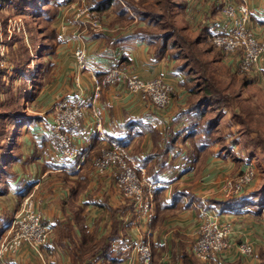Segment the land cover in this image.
<instances>
[{
    "label": "crops",
    "instance_id": "0c3cea01",
    "mask_svg": "<svg viewBox=\"0 0 264 264\" xmlns=\"http://www.w3.org/2000/svg\"><path fill=\"white\" fill-rule=\"evenodd\" d=\"M58 1L62 7L58 11L53 28L59 42L54 46L53 55L46 59L51 66L53 80L39 91L34 100H31V109L35 115L40 116V123H20L15 129L17 130L15 141L21 156L11 167L14 179L10 181L7 192L0 195L2 235L18 210L20 192L30 185L29 192L35 198L36 210L41 211L42 217L52 228L49 244L44 251L46 264H69L68 257L73 264H83L76 259L74 249V243L79 247L83 233L93 236L94 244L102 243L101 248L109 247L111 258L117 259V264L135 263L136 256L132 244L142 235L150 243L154 264H185V255L190 256L197 264H259V261H262V264L260 252H264L263 212L261 215L252 213L254 216L250 218L247 214H242L247 213V209L235 213L221 210L217 206V203L226 200L225 196L219 194L223 193L225 182L229 178L234 179L239 175L238 171L243 172L246 166L250 165L244 162L240 154L220 153L218 147H212L202 165L199 162L192 165L187 147L183 148L184 150L178 147L175 152L170 153L165 158V166L160 167L156 164L153 168L155 179L166 182L167 187L164 193L154 196V217L149 224L134 212L128 200L120 196L110 174L98 176L93 173V161L99 156L102 145L99 140L93 138L89 130L92 110L99 112L106 131L107 123L113 122L117 129V137L122 139L124 132L128 130L135 131L136 135L140 124L153 128L158 134L157 140L152 137L150 130H146L142 135H136L134 143H130L128 147L132 156L137 160L142 159L147 154L157 152L168 132L189 124L188 121L174 122L189 96L183 85L186 77L177 69L176 60L167 54L157 53L156 46L149 43L146 35H134V32L147 28L146 24L135 16L124 26H119L116 24L115 12L106 11L98 15L101 28L94 31L73 20L68 6L70 0ZM180 1L182 7H179L181 11L177 15L176 23L179 21L178 25H182L180 27L189 33L188 37H193L190 39L200 41L197 46L202 50L201 56L204 61L208 59L207 62L212 65L225 67L233 74L240 70L237 55H224L214 48L211 37L208 36L206 41L218 53V60L209 58L207 56L209 53L205 50L207 42L200 39L203 35L207 36L206 31L212 36L213 32L222 27L224 18L221 7L226 2L245 4L250 10L248 28L258 40H264V0ZM64 28L65 39L61 40L59 29ZM78 35L82 36V43L86 47L90 61L115 65L136 73L144 80L159 78L169 84L172 87L169 105L157 110L147 101L128 94L123 85L103 88L97 103L92 105L90 102L92 89L88 76L83 74L80 77L82 90L73 85L76 70L72 49L78 42ZM247 78L260 86L264 94V58L252 74H247ZM66 97L74 99V103L79 104L83 111L84 132L83 135H76L74 141L82 152L84 161L80 164V169L74 170L70 169L72 163L60 155L49 132L55 112L48 114V111ZM121 126H126L128 130L120 131ZM21 130L22 135L19 138ZM237 163L239 164L236 165ZM148 166L149 164L144 167L147 178ZM256 181L254 178L241 194L248 195ZM171 189L175 190L172 197L179 196V206L173 205L170 201ZM183 200L184 203L188 200L184 206ZM161 201L172 210L166 209V212L158 217L156 211L158 202ZM201 211H212L220 221H230L232 228L230 238L233 241H251L255 248L254 256L245 259L230 253L219 255L210 263L193 258L190 245L199 224ZM8 264L41 262L32 250L22 248L16 256L9 258Z\"/></svg>",
    "mask_w": 264,
    "mask_h": 264
},
{
    "label": "built area",
    "instance_id": "2783aa9c",
    "mask_svg": "<svg viewBox=\"0 0 264 264\" xmlns=\"http://www.w3.org/2000/svg\"><path fill=\"white\" fill-rule=\"evenodd\" d=\"M68 6L75 22L94 31L100 30L99 16L90 9L89 0H75ZM221 13L224 18L223 25L213 32L212 45L226 56L237 55L240 71L252 74L264 58V40H258L248 28L250 10L244 3L226 2L221 7ZM64 31L65 28L59 29L61 40L65 39ZM77 38L78 42L72 49L76 70L73 85L81 89V75L88 76L92 89V105L97 103L103 88L116 85H123L128 94L147 101L157 110L169 105L172 92L169 84L159 78L144 80L136 73L118 66L104 68L94 64L82 43V36L78 35ZM53 111L54 122L49 129L51 137L60 155L70 164L76 162L77 169L84 161V156L74 141L76 135H83L84 132L82 108L74 103V99L66 97L58 101ZM91 114L89 130L93 138L99 140L102 145L99 156L93 161V173L98 176L110 174L120 196L131 203L134 212L143 218L146 224L151 223L154 217V190L161 185V181L154 182L147 178L144 167L137 162L128 148L121 144L122 138L117 137L113 122L107 123L106 131L99 112L92 110ZM253 178V167L248 165L241 175L225 182L223 192L227 196L241 194ZM42 218L41 211L36 210L34 196L31 193L25 196L0 238V264H8L9 258L16 256L22 248H29L36 256L44 258L43 250L49 244L52 229ZM231 229V223L220 221L214 212L201 211L199 224L190 245L192 257L203 263H210L217 256L230 253L245 259L252 258L255 251L253 243L249 240L233 241L230 238ZM132 248L136 256L134 264H152L150 243L144 235L137 237Z\"/></svg>",
    "mask_w": 264,
    "mask_h": 264
},
{
    "label": "trees",
    "instance_id": "16d2710c",
    "mask_svg": "<svg viewBox=\"0 0 264 264\" xmlns=\"http://www.w3.org/2000/svg\"><path fill=\"white\" fill-rule=\"evenodd\" d=\"M4 2H9L12 5L14 2L12 0H1ZM24 4V7L18 9L17 12L21 14L23 17V26L24 30L22 33H14L13 37L8 38L7 44L10 46V50L14 49L15 56L11 58L12 63V76L13 77H28L32 80V89L33 93L30 96L29 100H34L39 93V91L44 88L46 85L52 82L51 76V66L48 63V56L53 55L54 46L59 42L57 35L55 34V29L53 28V23L56 20L59 9L62 7V4L59 3L58 0H21ZM122 4H121V2ZM89 0V7L91 10L95 11L97 15H101L102 13L112 10L116 14V24L119 26H124V24L130 22L132 20V15L137 16L139 20L144 22L147 26V30L144 31H136L134 35H146L149 43H152L156 46L157 53L167 54L173 60H176V67L178 70H181L182 73L186 77V81L183 83L186 90L189 93L187 100L184 105L180 109V113L175 118V123H182L183 121H188V125H182L179 129L175 131H170L166 134L165 139L162 145L157 149L156 153L147 154L142 159H139L137 162L143 167L148 166V178L152 181H156L154 166L159 165L160 167L165 166L166 161L165 158L170 154L175 152L178 149L177 142L179 140L188 142V149L190 154V163L193 165L195 162H199L200 165L203 164L206 157L209 155V149L213 147L217 142L212 141L210 138H203L200 136L199 131L197 130L199 125H209L207 121H201L204 119V112H206L207 108H203L204 104L209 100L210 102H216L215 105L223 103V101H219L217 99V94L220 92H215V89L212 92L211 83L213 81H209V77L207 74H204L205 71H202V74H198L200 70L206 69L209 66L208 62H205L206 65L200 64L198 61L199 56L201 57L202 50L198 48V43H200L197 39H190L189 37L178 36L177 28L170 32H165L166 27L162 26V23L157 26L158 33L152 32V30L148 31L152 27H154L159 20L162 19L160 14H151L145 10V7H149V4L146 3L147 0ZM73 2L70 0L68 5ZM167 2H171L172 4L176 3L178 7H182L180 0H167ZM26 4V5H25ZM67 4V3H66ZM9 7V6H8ZM10 14L14 13L13 10H10ZM131 13H133L131 15ZM29 17H32L29 21H39V19L45 24L49 25L48 28H41L38 26L34 32L33 37L37 38L38 42L35 44L33 48L34 38L32 37V33L30 31ZM206 31V30H205ZM207 36L203 35L200 39L206 41V38L211 37L209 32L206 31ZM6 41V37L1 40ZM15 43V48H12V44ZM30 46L33 48L32 52H29ZM208 49H210L207 46ZM28 53V54H27ZM181 53H185L189 55V59L186 61L182 60ZM17 59V60H16ZM42 59V60H40ZM191 60L198 64V67L193 68L191 66ZM211 74H215L213 71H208ZM5 75L4 69L0 70V86H2V76ZM11 76V77H12ZM196 76V77H195ZM215 76V75H214ZM12 77V78H13ZM10 78V79H12ZM198 78L199 84L201 85H191L193 83V79ZM28 79V78H27ZM248 80V79H247ZM25 81V80H24ZM219 81V80H218ZM250 81V80H248ZM204 85H203V84ZM4 87H0L3 91ZM28 89V88H27ZM26 89V90H27ZM27 91H25V94ZM204 102V103H203ZM41 118L38 115H27V112L24 108L23 104L17 102V104H13L9 100H1L0 99V195H4L9 187L10 181L14 179V173L11 169L12 164L15 163L21 156L19 151V147L16 145L15 135L17 133L16 127L20 124H36L40 123ZM121 130L127 129L126 126H121ZM128 130V129H127ZM146 130H150L151 135L154 139L157 140L158 134L157 132L149 127L146 124H140V127L136 130V135H142V133ZM123 133V132H122ZM135 131L124 132V137L121 141V144L126 148L129 147L130 143H134L136 139ZM207 135V134H206ZM1 136H4V140H1ZM212 145V146H211ZM211 146V147H210ZM138 148V146H136ZM210 147V148H209ZM76 162L70 165V169L74 170L76 166ZM250 164V163H249ZM80 166V165H79ZM81 168V167H80ZM79 168V169H80ZM144 168V169H145ZM150 168V169H149ZM167 184L166 182H161V185L154 190V196H157L159 193H164L166 190ZM30 185L25 187L19 195V202L27 196L29 192ZM264 189H260L261 193L252 194L248 196H243L237 199H226L225 201L217 203V206L221 208V210H228L235 213L242 212L243 208H248L244 206L246 203H250L251 199H256V202L260 205L257 206L258 210L264 205V200L262 199L261 194L264 196ZM173 192L175 190L171 189L170 198L173 205H178L179 196L172 197ZM256 192H259L256 190ZM255 193V192H254ZM181 197V196H180ZM263 200V201H262ZM188 203V200L186 201ZM183 200V206L186 205ZM255 204V202H254ZM166 209L172 210L168 205L158 202V209L156 214L158 217H161ZM155 214V216H156ZM46 223L45 221H43ZM52 229V228H51ZM3 229L0 228V238L2 237ZM102 243H93V236L83 233L79 240V247H77L74 243V249H76L75 257L83 264H102L103 262L108 261L109 264H117L118 260L111 258V251L109 247L101 248ZM79 249V252L77 250ZM260 255L262 257L264 264V252L261 251ZM96 257V258H95ZM94 258V259H93ZM93 259V260H92ZM185 264H197L190 256L185 255L184 257ZM154 264V256L153 263Z\"/></svg>",
    "mask_w": 264,
    "mask_h": 264
},
{
    "label": "rangeland",
    "instance_id": "374dc122",
    "mask_svg": "<svg viewBox=\"0 0 264 264\" xmlns=\"http://www.w3.org/2000/svg\"><path fill=\"white\" fill-rule=\"evenodd\" d=\"M12 1L14 3L10 5L9 2H4L0 0V3H2V7L0 8V62H1L0 70L4 69L5 71V75L2 76V80H3L2 86L4 87V89L3 91L1 90L0 92V99L9 100L14 105L17 104V102H19L20 104L24 105V108L27 113L31 115H35V113L33 112L34 110L31 109L32 104L31 101L29 100L30 96L33 93V89H32L33 79L29 78V76L25 77L26 79H24L23 77L12 76L13 65L12 63H10L11 62L10 60L12 57L15 56L16 52L13 51L14 49L10 50V46L7 44V42H8V38L10 36L12 38L14 33L23 32L24 30L23 19L25 18L26 20V16L23 17L21 14H19V12H17L18 9L24 7L22 1L21 0H12ZM146 3L149 4V7L147 6H143V7H145V10H147V12L151 14H160L162 17V19L159 20L158 23H156L155 21L154 24L156 25L154 27L150 26L151 28L148 29V31L152 30V32L158 33L159 31L156 30L157 26L162 23V26L166 27L165 32H169V30L171 32L175 27L177 28L178 36L183 35L184 37L188 38L189 33L185 31L183 27H180L182 25H178L179 21L178 24L176 23L177 22L176 20L178 19L177 15L181 11L176 3L172 4L171 2H167V0H147ZM8 9L13 10L14 13H12L11 15ZM132 14L133 13H131V15ZM135 17L137 18V16ZM31 19L32 17H29L28 25L30 27L32 37L34 36V32L38 26L41 28V30H43L44 28L49 29V25L45 24L40 19L39 21L36 22L29 21ZM145 30H147V28ZM5 37H6V41H1ZM33 38L34 40L36 39L33 42V48H34L35 44H37L38 42L37 38L39 37L37 35V37H33ZM190 38L193 37L190 36ZM206 42H207V46L210 48L208 49L206 47L205 49L206 52L209 53L207 54V56H209V58L218 60V53L216 52L215 49H213V47L210 45L208 41ZM14 44L15 43L12 44V48H15ZM33 48L30 46V48H28L29 52H32ZM181 55L183 61L185 60L187 61L190 58L189 55H186L185 53H181ZM199 59L201 61L198 62L200 64H203L205 60L203 56L201 57L199 56ZM207 60L205 62H207ZM91 62L97 64V62L100 61L96 62L92 60ZM101 63L98 64L102 67L104 66L106 68L116 67L115 65L111 66L105 63L103 64ZM204 64L206 65V63ZM208 64L209 66H207L206 69H202L198 71L199 72L198 74H202L201 72L205 71L204 74L210 76L209 81H213L210 82L212 87V92H214L213 90L216 88L215 92H220V94H217V99L221 102L223 101V103L215 105L216 102L209 103V100L204 101L206 103L204 104L203 108L204 109L207 108V110L206 112H204V119L201 121H207L209 122V125H199L197 130L199 131L201 137L203 136V138H207V139L210 138L212 141L217 142L213 147H218L220 153H225V154L237 153L241 155L243 160H245L244 162L250 163V166L253 167L254 178L257 181L254 184V187L251 190V192L248 193V195H252V194L257 195L258 193H261L260 189H264V94L261 91L260 86H258L256 83L253 84L251 81H248L249 79L247 78V74L242 73L239 69L236 74H233L230 73V71L225 67L222 66L218 67L217 64L215 65H212L211 63ZM191 66H193V68H196L198 67V64L191 60ZM208 71L211 72L213 71L215 74H211ZM192 84L196 85V87L201 85V83L199 84L198 78L193 79V83L191 82V85ZM25 91H27L28 93L25 94ZM56 104H54L50 108L48 114L52 113ZM21 135H22V130L19 135V138ZM1 140H4V136H1ZM187 144H188L187 141L179 140L177 142L179 149H183L185 147L188 148ZM238 164L239 163H237L236 165ZM238 172L239 175L243 173L240 171ZM228 180L232 181V179L230 178ZM255 190L259 192H256ZM262 192H264V190ZM219 194L225 196L226 197L225 199L228 200L237 199L244 196L242 194H238L236 196L235 195L227 196L225 195L224 192ZM248 195L245 194V196ZM261 196L262 199L264 200V196L262 194ZM247 205L248 208L244 207L243 210L247 209L248 212L247 213L242 212L243 215L247 214L250 218H252L254 216L252 213H254L255 215H261V213L263 212L264 214V205L261 207V209L258 210L257 206L260 205L256 202V199H251V202L246 203L244 206ZM42 219L45 222H47L44 218ZM225 222H230V221H225ZM48 225L51 226L49 223ZM134 244L135 242L132 244V246H134ZM44 251L45 249L43 250V253ZM37 257L41 262V264H46L45 256L44 258L43 257L40 258L39 256ZM259 260H261V258H259ZM68 262L69 264H73L70 257H68ZM261 262L259 261V264H261ZM152 263H153V253H152Z\"/></svg>",
    "mask_w": 264,
    "mask_h": 264
}]
</instances>
